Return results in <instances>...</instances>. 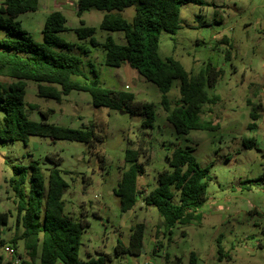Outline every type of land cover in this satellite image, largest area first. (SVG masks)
Instances as JSON below:
<instances>
[{"label":"rangeland","instance_id":"rangeland-1","mask_svg":"<svg viewBox=\"0 0 264 264\" xmlns=\"http://www.w3.org/2000/svg\"><path fill=\"white\" fill-rule=\"evenodd\" d=\"M3 0H0V5ZM76 0H38L36 10L19 15L20 28L38 43L47 16L60 11L66 18L67 31L56 35L73 44L70 55L80 57L83 75L71 77L79 85H89L97 76L103 89L128 92L135 101L151 104L154 123L151 129L142 126V117L121 111L93 107L86 92L71 91L60 102L39 98L36 83L25 84V114L33 122H47L58 127L85 130L95 125L101 143L53 141L31 136L22 142L0 143V212L11 216L1 229L0 240L8 243L17 236L15 227V197L8 180L13 168H29L38 162L47 176L55 165L66 184L62 196L63 213L76 222H86L79 232L78 259L87 262L108 256L104 264H188L191 253L195 264H264V137L248 129L249 114L257 109L264 119V0H203L202 4L181 5L174 35L162 32L158 55L172 58L188 75L204 72L211 65L219 72L214 88H206L209 97H218L213 105H205L201 120L210 122V131H191L178 135L166 121L160 105L161 93L151 83L127 66H105V53L93 47L89 40H78L74 30L83 21L95 28L94 39L103 44L109 36L124 45L122 33L99 29L104 13L91 11L76 15ZM135 7L120 14L128 22ZM13 39L0 30V40ZM93 66V67H91ZM10 79L0 77V85ZM178 81H173L167 94L170 107L179 99ZM32 109V110H30ZM4 113L0 109V127ZM251 145V146H250ZM174 148H189L200 170L208 171L205 182L202 219L164 229L154 207H146L142 199L153 188L159 172L168 169L167 161ZM139 152L138 163L143 166L139 198L133 209L119 210L114 195L122 172L125 152ZM46 179V178H45ZM28 192V183L24 186ZM146 191V192H145ZM176 199H174L175 202ZM210 217H205L207 212ZM139 223L145 226L143 252L137 257L116 254L117 242L127 246L130 229ZM225 257L217 261L216 240ZM16 256L27 259L22 241L16 245ZM1 257V264H10Z\"/></svg>","mask_w":264,"mask_h":264},{"label":"trees","instance_id":"trees-1","mask_svg":"<svg viewBox=\"0 0 264 264\" xmlns=\"http://www.w3.org/2000/svg\"><path fill=\"white\" fill-rule=\"evenodd\" d=\"M37 1L3 0L0 5V30L13 37L0 40V77L11 80L6 86L0 85V109L4 113L0 143L26 144L31 136L53 141L102 142V137L95 133L94 124L88 125L85 130L58 127L46 121L48 113H42V122L29 120L24 103L25 84L29 81L37 84L39 98L60 102L61 96L71 91L86 92L93 107L140 116L142 126L151 129L154 123L151 104L136 102L134 95L128 92L98 87L94 71V81L89 85L70 81L71 77L83 75L82 60L69 54L75 48L73 44L56 36L68 30L66 18L60 11L47 16L41 43L35 42L20 28L15 19L35 11ZM186 3L202 4L203 0H76L75 3L77 17L91 11L103 12L99 29L122 33L125 44L118 45L109 36L103 44L97 43L94 39L96 29L86 27L83 21L74 30L77 39L89 40L93 47L104 51L105 66L119 68L127 64L145 81L153 84L161 93L160 105L166 113V121L178 135L215 128L210 122L202 121L201 114L205 105H213L219 100L218 97H209L206 92V88H214L219 77V72L210 64L204 72L188 75L178 62L172 58L161 59L158 55L160 34L176 33L180 7ZM129 7H135L130 22L120 14ZM175 80L179 83V99L171 108L167 94ZM257 109L252 108L249 114L252 122L257 120ZM253 128L254 123L248 125V129ZM138 157V151L125 152L124 164L127 168L114 191L121 213L133 209L139 198V180L144 169L138 163ZM57 165L48 170L46 177L38 162L32 163L29 168H13L8 184L15 197V227L21 232L8 243L0 240V246L10 244L15 249L22 241L27 259L18 255L20 264H104V260L109 258L106 255L87 262L78 259L79 232L87 227V223L76 222L64 215L62 196L66 184ZM167 166L168 169L157 174L156 186L143 197L142 204L154 207L164 229L169 231L176 226L201 220L198 212L208 200L205 187L208 171L200 170L189 148H174ZM26 183L28 192L24 190ZM10 217L9 213L0 212V236ZM144 236V224L134 225L130 229L128 245L117 242L115 253L139 256ZM220 238L216 240L218 262L225 257ZM188 264H195L194 253L190 254Z\"/></svg>","mask_w":264,"mask_h":264},{"label":"built area","instance_id":"built-area-1","mask_svg":"<svg viewBox=\"0 0 264 264\" xmlns=\"http://www.w3.org/2000/svg\"><path fill=\"white\" fill-rule=\"evenodd\" d=\"M3 256L5 258H10L12 260L10 264H20L19 258L14 259L16 256V251L13 248V246L10 244H5L3 246H0V257Z\"/></svg>","mask_w":264,"mask_h":264},{"label":"crops","instance_id":"crops-1","mask_svg":"<svg viewBox=\"0 0 264 264\" xmlns=\"http://www.w3.org/2000/svg\"><path fill=\"white\" fill-rule=\"evenodd\" d=\"M123 66V65H122ZM124 66H127L126 64H124ZM11 82V81H10ZM258 108H260V105H256ZM258 116V115H257ZM254 123L255 125V128L251 129V132L255 133V134H258V133H261L260 135H262V137H264V119L261 118V117H257V120L255 122H252ZM250 130V129H249ZM139 184L141 185V181L139 182ZM146 192V191H145ZM147 194V192H146ZM199 213V212H198ZM207 215H205V217H210L211 216V213L208 211L206 213ZM201 216V215H200ZM202 219V217H201ZM162 220V219H161ZM19 230V229H17ZM20 232H21V229H20ZM19 232V234H20Z\"/></svg>","mask_w":264,"mask_h":264},{"label":"water","instance_id":"water-1","mask_svg":"<svg viewBox=\"0 0 264 264\" xmlns=\"http://www.w3.org/2000/svg\"><path fill=\"white\" fill-rule=\"evenodd\" d=\"M142 252H143V250H142Z\"/></svg>","mask_w":264,"mask_h":264}]
</instances>
